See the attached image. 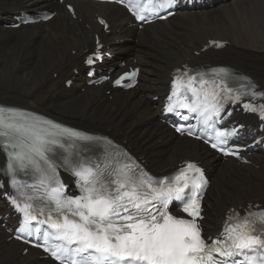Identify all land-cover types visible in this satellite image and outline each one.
Masks as SVG:
<instances>
[{"label":"bare ground","instance_id":"6f19581e","mask_svg":"<svg viewBox=\"0 0 264 264\" xmlns=\"http://www.w3.org/2000/svg\"><path fill=\"white\" fill-rule=\"evenodd\" d=\"M75 5L74 18L57 0H0V103L24 105L56 114L73 127L111 133L154 167H173L185 156L202 160L212 176L205 197L207 232L209 228L216 230L229 205H243L249 196L264 197L262 149L252 156L258 167L239 165L233 159L224 161L200 142L178 137L160 120L170 73L185 62L197 66L228 64L250 74L264 88V0H215L143 30L132 26V18L116 4L82 0ZM48 7L57 11L49 22L18 30L6 28L5 21L16 10ZM96 15L107 18L110 34L96 22ZM95 33L107 41L109 51H116V59L141 68L140 85L128 91L113 89L112 100L105 93L109 85L87 87L81 74L75 75L82 69L86 48L94 47ZM209 39L227 40L229 44L220 50L201 51ZM118 63L111 61L113 67ZM71 76L74 84L68 89L64 81ZM89 96L91 102L86 99ZM76 112L80 115L73 114ZM247 122L256 125L254 116ZM252 134L254 128L248 133ZM261 135L264 132L256 137ZM3 159L0 153V162ZM6 211L0 208V214ZM1 222L0 264H53L41 259L42 253L33 248L22 254L25 245L8 240L9 233Z\"/></svg>","mask_w":264,"mask_h":264},{"label":"snow or ice","instance_id":"6c2138e0","mask_svg":"<svg viewBox=\"0 0 264 264\" xmlns=\"http://www.w3.org/2000/svg\"><path fill=\"white\" fill-rule=\"evenodd\" d=\"M173 3L174 0L163 3L148 0L143 6L134 4L133 7L138 18L144 20L145 15L141 13H156ZM87 62L93 63L92 58ZM189 71L177 69L167 111L187 109L198 113L208 124L212 116L220 115L221 99L264 97V93L252 90L255 86L250 82L229 87L228 69H213L216 78L211 80L204 79L205 73L190 75ZM244 106L264 117V104ZM4 111L0 108V137L9 141L11 184L26 201L21 206L17 197L9 198L23 214L19 231L41 236L43 244L39 246L60 264H264V210L243 215L231 210L221 233L215 239L204 238L197 220L202 218L199 193L207 181L194 163H186L172 177L153 178L138 171V166L105 165L101 169L99 164L79 153L65 155L60 166L76 178L80 193L66 195L52 155L58 148L65 149L69 141L74 147L76 140L94 138L15 110H9L12 115L5 117ZM224 135L217 132V143L211 147H219L223 152L221 145L226 141L221 137ZM29 167L41 173L39 180L33 185L19 184L16 173ZM24 189L33 195H25ZM172 200L180 201L183 212L191 219L171 215L167 209ZM40 216L46 218L40 220ZM33 222L47 228L42 231Z\"/></svg>","mask_w":264,"mask_h":264},{"label":"rangeland","instance_id":"374dc122","mask_svg":"<svg viewBox=\"0 0 264 264\" xmlns=\"http://www.w3.org/2000/svg\"><path fill=\"white\" fill-rule=\"evenodd\" d=\"M27 55L29 56V52L26 54V56H27ZM62 60H63V59H61V61H62ZM56 73H57V71H56ZM55 79L57 80V82H58V84H59V81H58V79H57V76L55 77ZM58 84H57V85H58ZM51 94L53 95V94H55V92L52 91ZM108 95H109V94H108ZM108 95H107V96H108ZM108 97H109V96H108ZM86 99H89V101H90V100L92 101V97H90V96H89V98L86 97ZM109 99H110V98H109ZM51 100H53V99H51ZM110 100H112V98H111ZM91 101H90V102H91ZM70 114H72V113H70ZM73 114H74V115H80V114L77 113V112H76V113H73ZM81 115H85L86 117H89V118L92 116V115H91V116H88V114H85V113H84V114L82 113ZM93 117H94V116H93ZM118 120H121V118L118 117ZM116 122H117V121H116ZM191 142H192V141H191ZM249 175H250V174H248V176H249ZM256 197H258V196H256ZM249 198H251V197L249 196L248 199H249Z\"/></svg>","mask_w":264,"mask_h":264}]
</instances>
